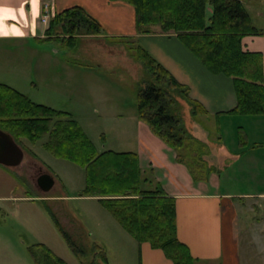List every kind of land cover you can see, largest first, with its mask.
Returning <instances> with one entry per match:
<instances>
[{
	"label": "trees",
	"instance_id": "16d2710c",
	"mask_svg": "<svg viewBox=\"0 0 264 264\" xmlns=\"http://www.w3.org/2000/svg\"><path fill=\"white\" fill-rule=\"evenodd\" d=\"M114 1L134 8L136 34H173L209 72L231 78L236 104L227 114L264 116L262 54L246 51L241 44L242 35L261 31L253 25L240 0ZM102 30L100 23L83 8L72 6L54 13L45 34L47 39L71 47L80 36L96 35ZM133 51L148 76L147 83L137 89V119L174 151L175 160L187 168L194 181L207 180L216 170L208 163L211 147L207 139L202 140L190 131L181 101L188 104V116L195 121L209 116L207 109L190 95L186 84L180 83L143 46L136 44ZM216 125L219 132V123ZM0 129L10 133L18 144L22 139L34 143L46 135L43 145L47 150L83 167L82 196L95 197L138 244L147 242L153 249H160L173 264H196L188 246L178 239L174 198L165 193L150 172L145 174L141 170L135 151H98L69 112L36 103L3 82ZM47 212L77 255L76 245L53 211L48 207ZM39 246L38 252H32L35 264H67L46 246ZM98 253L106 262L104 251L96 245L94 255ZM86 264L99 263L93 258Z\"/></svg>",
	"mask_w": 264,
	"mask_h": 264
},
{
	"label": "rangeland",
	"instance_id": "374dc122",
	"mask_svg": "<svg viewBox=\"0 0 264 264\" xmlns=\"http://www.w3.org/2000/svg\"><path fill=\"white\" fill-rule=\"evenodd\" d=\"M245 3L253 17L258 9L264 14V0ZM253 25L264 30V16L256 18ZM166 35L157 32L134 38L111 36L102 30L96 35L80 36L71 47L36 39L0 41V82L6 81L36 103L69 112L99 151L125 150L123 141L127 143L134 134L131 126L100 119L96 114L97 103L117 102L125 110L136 107L137 89L147 83L148 76L136 59L133 47L143 46L145 39H176L175 35ZM88 70L101 81L92 89L82 77ZM68 71L75 76H69ZM181 103L184 120L192 133L195 129L191 123H196L210 134L207 141L211 148L218 147L215 142L234 148L235 135L233 137L229 121L223 119L219 125L221 131L217 132L213 119H189V106ZM242 124H233L237 136L242 133L237 126ZM46 138L44 135L34 143L22 139L19 142L24 150L22 162L11 167L0 165V264H35L32 252L39 251V244L67 264H86L93 258L99 264H140L138 243L95 197L81 195L85 185L83 167L52 154L43 145ZM231 169L241 190H245V186L249 188L245 182L247 174L236 172L235 166ZM39 173L54 177V185L48 192H42L36 184ZM257 203L259 208L254 210L253 218L249 214L255 228L261 224L257 218H263L264 200L259 199ZM48 207L76 245L77 255L55 226ZM256 238L258 242L251 250L254 260L259 249L264 250V236ZM96 245L104 251L106 262L100 253L94 255ZM81 249L83 251H79ZM201 263L216 264V260Z\"/></svg>",
	"mask_w": 264,
	"mask_h": 264
},
{
	"label": "crops",
	"instance_id": "0c3cea01",
	"mask_svg": "<svg viewBox=\"0 0 264 264\" xmlns=\"http://www.w3.org/2000/svg\"><path fill=\"white\" fill-rule=\"evenodd\" d=\"M240 1L253 22L263 18L259 9L255 11L256 18L248 11L245 1L255 0ZM44 3L50 5L53 13L79 6L111 36H144L136 34L134 8L122 1L0 0V41L36 39L51 42L45 34L48 25L39 21ZM256 29L261 32L242 35L241 44L246 51L262 54L264 82V30ZM145 40V49L180 83L186 84L190 95L204 105L209 114L208 121L213 119L215 124L221 125L225 119L231 123L234 148L220 146L214 141L218 147L211 148L208 160L216 170L207 180L194 181L187 168L175 160L174 151L155 136L147 124L137 119L136 107L125 110L117 102L102 101L97 103V116L104 121L131 126L133 137L127 143L123 141L126 148L120 151H135L141 170L145 174L150 172L165 193L174 198L177 236L188 246L196 264L211 260H216V264H264L263 249H259L255 260L251 256L252 247L258 242L256 237L264 236V210L263 218H257L261 224L256 228L249 217L250 214L253 218L254 210L259 208L258 200H264V176L260 174L264 173V116L246 118L227 114L236 104L231 78L209 72L177 38ZM68 75L75 76V73L68 71ZM82 77L90 89L101 82L89 70L84 71ZM234 122H243L237 126L242 132L240 136L234 132ZM191 124L195 129L193 134L202 140L208 139L206 130L196 123ZM234 166L236 172L247 174V180L244 179L249 188L245 186V190H241L237 178L232 175ZM138 250L140 264H173L160 249H153L147 242L138 244Z\"/></svg>",
	"mask_w": 264,
	"mask_h": 264
},
{
	"label": "water",
	"instance_id": "95a60500",
	"mask_svg": "<svg viewBox=\"0 0 264 264\" xmlns=\"http://www.w3.org/2000/svg\"><path fill=\"white\" fill-rule=\"evenodd\" d=\"M24 158V150L14 140L13 136L0 129V165L17 166ZM36 184L42 192H48L54 185V177L49 173H41L36 178Z\"/></svg>",
	"mask_w": 264,
	"mask_h": 264
},
{
	"label": "built area",
	"instance_id": "2783aa9c",
	"mask_svg": "<svg viewBox=\"0 0 264 264\" xmlns=\"http://www.w3.org/2000/svg\"><path fill=\"white\" fill-rule=\"evenodd\" d=\"M53 12L52 9L50 7V5L48 3H44L43 4V10H42V14L40 16V21L43 24L48 25L50 18L53 16Z\"/></svg>",
	"mask_w": 264,
	"mask_h": 264
},
{
	"label": "flooded vegetation",
	"instance_id": "af4514ba",
	"mask_svg": "<svg viewBox=\"0 0 264 264\" xmlns=\"http://www.w3.org/2000/svg\"><path fill=\"white\" fill-rule=\"evenodd\" d=\"M41 173H39L37 176H36V178L40 175Z\"/></svg>",
	"mask_w": 264,
	"mask_h": 264
}]
</instances>
